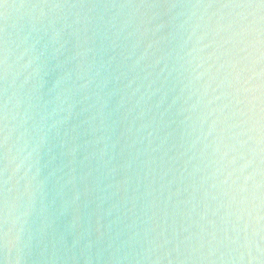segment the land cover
Wrapping results in <instances>:
<instances>
[{
    "label": "water",
    "instance_id": "obj_1",
    "mask_svg": "<svg viewBox=\"0 0 264 264\" xmlns=\"http://www.w3.org/2000/svg\"><path fill=\"white\" fill-rule=\"evenodd\" d=\"M208 2L0 0V264H264V23Z\"/></svg>",
    "mask_w": 264,
    "mask_h": 264
},
{
    "label": "snow or ice",
    "instance_id": "obj_2",
    "mask_svg": "<svg viewBox=\"0 0 264 264\" xmlns=\"http://www.w3.org/2000/svg\"><path fill=\"white\" fill-rule=\"evenodd\" d=\"M218 3H223L226 8L258 9L261 13V22L264 23V0H210V2L202 5H207V7L212 8L216 7ZM233 27L237 29L234 36L239 38L240 43H244L250 31L249 26L240 22ZM261 34L264 35V29L261 30ZM2 56L3 52L2 48H0V65L4 63ZM261 131L264 133V126H262ZM4 139H6V137Z\"/></svg>",
    "mask_w": 264,
    "mask_h": 264
}]
</instances>
